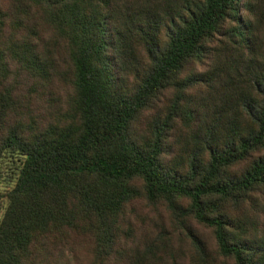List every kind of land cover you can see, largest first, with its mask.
Here are the masks:
<instances>
[{
  "label": "trees",
  "instance_id": "trees-1",
  "mask_svg": "<svg viewBox=\"0 0 264 264\" xmlns=\"http://www.w3.org/2000/svg\"><path fill=\"white\" fill-rule=\"evenodd\" d=\"M0 264H264V0H0Z\"/></svg>",
  "mask_w": 264,
  "mask_h": 264
},
{
  "label": "rangeland",
  "instance_id": "rangeland-1",
  "mask_svg": "<svg viewBox=\"0 0 264 264\" xmlns=\"http://www.w3.org/2000/svg\"><path fill=\"white\" fill-rule=\"evenodd\" d=\"M0 169L1 170L7 169V164L5 163V160L1 161ZM5 186H7V184H6V181H4V176H0V190L3 189ZM1 211H2V209H0V213H1Z\"/></svg>",
  "mask_w": 264,
  "mask_h": 264
}]
</instances>
